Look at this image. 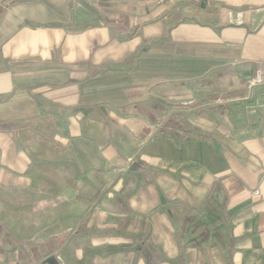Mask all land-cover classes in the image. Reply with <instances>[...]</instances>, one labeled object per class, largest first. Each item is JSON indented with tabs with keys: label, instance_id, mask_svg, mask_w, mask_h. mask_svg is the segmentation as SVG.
<instances>
[{
	"label": "crops",
	"instance_id": "1",
	"mask_svg": "<svg viewBox=\"0 0 264 264\" xmlns=\"http://www.w3.org/2000/svg\"><path fill=\"white\" fill-rule=\"evenodd\" d=\"M16 192L50 264H264V0H0Z\"/></svg>",
	"mask_w": 264,
	"mask_h": 264
},
{
	"label": "rangeland",
	"instance_id": "2",
	"mask_svg": "<svg viewBox=\"0 0 264 264\" xmlns=\"http://www.w3.org/2000/svg\"><path fill=\"white\" fill-rule=\"evenodd\" d=\"M39 212L40 211L37 210V202L34 196H27L19 192L0 196L1 228L4 229L7 237L14 240L19 246V248L16 249V252L17 255L19 257L22 256L23 259L17 258L16 260V257L13 259L14 262L18 261V264H20L21 261L28 264H46L48 258L59 260L58 254L48 255L44 259L39 257L41 252L38 249H40V246H43V242H41L43 239L42 236H48V234L53 231L52 226L38 227V222L40 221H37V214ZM63 214L67 213H62V219H67V217H65L67 215L63 216ZM51 218L52 213L46 211L44 216L46 224L47 222L52 221ZM55 229L59 230L58 228ZM67 231L68 228L66 226L60 228L61 234ZM50 244V246L48 244L45 245L47 250L50 247L52 248L53 243ZM53 261L54 260H52L51 263H53Z\"/></svg>",
	"mask_w": 264,
	"mask_h": 264
},
{
	"label": "water",
	"instance_id": "3",
	"mask_svg": "<svg viewBox=\"0 0 264 264\" xmlns=\"http://www.w3.org/2000/svg\"><path fill=\"white\" fill-rule=\"evenodd\" d=\"M52 260H54V259H53V258H48V259L46 260V262H47V263H51Z\"/></svg>",
	"mask_w": 264,
	"mask_h": 264
},
{
	"label": "built area",
	"instance_id": "4",
	"mask_svg": "<svg viewBox=\"0 0 264 264\" xmlns=\"http://www.w3.org/2000/svg\"><path fill=\"white\" fill-rule=\"evenodd\" d=\"M256 81H257V82L260 81V78H259V74H258V73L256 74Z\"/></svg>",
	"mask_w": 264,
	"mask_h": 264
}]
</instances>
